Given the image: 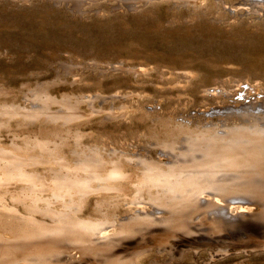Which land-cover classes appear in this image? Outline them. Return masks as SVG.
Here are the masks:
<instances>
[{"label":"rangeland","instance_id":"1","mask_svg":"<svg viewBox=\"0 0 264 264\" xmlns=\"http://www.w3.org/2000/svg\"><path fill=\"white\" fill-rule=\"evenodd\" d=\"M73 1L0 0V178L8 162L31 176L0 182V220L102 223L98 256L61 245L69 264H264V172L219 173L233 190H204L211 204L179 230L131 224L159 209L161 188L143 186L148 164L167 173L204 158L211 138L264 128V1ZM87 161L103 180L93 190L56 187L85 181ZM217 205L252 215L260 233L224 239Z\"/></svg>","mask_w":264,"mask_h":264},{"label":"bare ground","instance_id":"2","mask_svg":"<svg viewBox=\"0 0 264 264\" xmlns=\"http://www.w3.org/2000/svg\"><path fill=\"white\" fill-rule=\"evenodd\" d=\"M263 1L264 0H250L251 9L253 11H259L260 9L258 6L263 5ZM80 2L78 4H80ZM77 9L78 8H76V10H73H75L76 12ZM262 126H264V124H262ZM253 132L254 134L236 133V136H233L229 139L227 138L228 140H224L223 136L211 138L208 141H212V144H208L206 146L208 148L203 154L204 158L195 160L194 158H196L197 156H190L192 158L191 161H184V163L176 162L174 163L176 166L172 164L167 173H163L164 171H162L161 168L153 167L157 166L155 164H148L146 167H144V180L149 183V185L143 186H146V188H161V194L152 199L158 205L159 209H157L155 213L151 212L152 214H146L139 211V214L131 219V221L133 220V223L131 224L141 225L147 223L154 225H163L167 229V231L165 230V232L179 230L183 227L181 224L186 221V218L190 214L197 211L199 205L201 207H205L211 204L207 199L199 200V196L200 194L204 193V190H214L216 193H212L211 195L213 196H219V193H225L233 190V187H235V185H230L227 183L224 184L222 182L219 183L220 180L216 178L219 173H224L232 170V172H235L237 170L242 174H247L251 171L257 173L264 172V128L256 129ZM193 146L198 145L193 144L192 146H190L188 153H186L187 155H192L193 152H195L194 150L196 149L195 147L193 148ZM97 163L98 161H87L81 163L79 168L83 169L88 174L85 181H83L82 179L77 180L76 177L74 179L72 178L71 182H68V180L66 179H58L59 182L56 187L60 190H76L80 193L81 191L93 190L90 182L102 180L100 179V170ZM8 165L10 166V168L4 169V177L0 178V182H7L12 180H31V176H29L26 172H23V167L21 168L17 164L12 162H8ZM158 170H160L161 172ZM82 175L84 176V173ZM119 177L122 176L115 169L111 171V174L109 176V178L111 179ZM104 186L105 184H97L98 188H104ZM143 186L142 188H144ZM246 187V189H249L253 186L248 183ZM231 204H235V202L233 201L231 202ZM212 212L215 218L224 222V227L227 228V234L224 239H233L235 237L243 238V236H246V232H248L249 230H253L254 233L259 231L257 233H260L261 229L259 227H257L253 223L248 222L247 218L251 217L252 215H246L242 213L244 212L243 210H238L230 206L224 207L217 205ZM63 216L64 217L55 219V226L53 225L52 228L41 224L42 222L40 224H37L34 223L32 219H24L22 221V218L19 219L12 215H8L6 217L7 219L8 217L10 218L7 223H5L7 220H5V222H2L0 220V231H2V233H0V264L16 262H26L27 264H59L60 261H62V264H69L68 259H71L70 257L68 258L66 256L68 259L66 258L65 261V258L62 260L60 259V254H57V252L59 253L60 249H62L63 246L64 248L67 246L66 242H68V244H72V246L79 251H84V253L87 252V254L94 255V257L95 255L98 256V254H94L93 251H98L101 244H107L101 243V241L104 240H102L103 238L99 237L101 231L103 230L102 223H97L96 221L84 222L80 219H77L78 217L74 219L67 218V216H69V213L67 216ZM18 220H20V222L27 221L28 226L21 225V227H19L18 229V226H20V222ZM23 227L26 228L23 229ZM122 229L123 230L121 231V233L123 234L130 232V226L123 227ZM7 230H10L13 234L11 239L7 236L6 238L3 233ZM117 260V262H113H115L116 264H124L122 260ZM52 261L55 262L52 263Z\"/></svg>","mask_w":264,"mask_h":264}]
</instances>
